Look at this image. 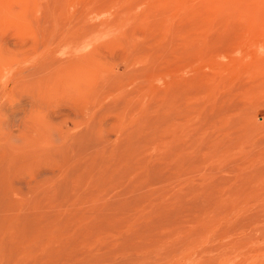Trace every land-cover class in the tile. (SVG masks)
Listing matches in <instances>:
<instances>
[{
  "label": "rangeland",
  "instance_id": "rangeland-1",
  "mask_svg": "<svg viewBox=\"0 0 264 264\" xmlns=\"http://www.w3.org/2000/svg\"><path fill=\"white\" fill-rule=\"evenodd\" d=\"M0 264H264V0H0Z\"/></svg>",
  "mask_w": 264,
  "mask_h": 264
}]
</instances>
